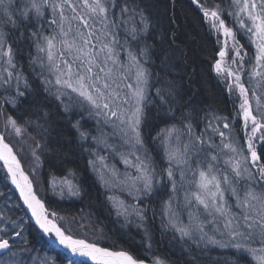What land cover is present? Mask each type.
I'll return each instance as SVG.
<instances>
[{
    "label": "snow or ice",
    "instance_id": "obj_1",
    "mask_svg": "<svg viewBox=\"0 0 264 264\" xmlns=\"http://www.w3.org/2000/svg\"><path fill=\"white\" fill-rule=\"evenodd\" d=\"M189 3L219 45L213 70L236 97L229 115L176 78V0H0V264H178L150 231L155 200L161 240L171 233L183 264H264V0ZM6 133L26 137L29 172ZM61 139L88 153L142 256L74 236L46 206L34 180ZM49 175L61 200L84 196L78 170Z\"/></svg>",
    "mask_w": 264,
    "mask_h": 264
},
{
    "label": "trees",
    "instance_id": "obj_2",
    "mask_svg": "<svg viewBox=\"0 0 264 264\" xmlns=\"http://www.w3.org/2000/svg\"><path fill=\"white\" fill-rule=\"evenodd\" d=\"M208 3H213V0H208ZM227 5L228 0H224L222 6L227 7ZM174 12L176 23L179 25L178 44L181 49V51L176 53L177 63L183 66V70L179 72L176 78L181 82V87L187 91L197 92L198 100L205 108L212 106L218 114L223 115L233 113L235 99L233 96L229 97L223 83L218 81L213 70V63L218 59L217 49L219 45L216 43V37L208 31L200 13L189 3V0H176ZM229 21L230 18H228L226 23L230 24ZM162 26L165 29L168 28L167 20L163 22ZM241 42L243 43V41ZM150 67L155 72L159 71L155 66ZM27 71V65L25 64L26 74ZM9 111L13 115L19 116V113H15L14 110L9 109ZM3 131V122L0 120V132ZM154 131L155 129L150 130V134H154ZM237 131H240V129H237ZM5 135L6 141L10 143L18 154L25 171L29 172L30 165L34 162L30 156L27 144L22 143V140L26 139V137H16L7 133ZM241 142L243 143V141ZM52 147L58 149L61 154L48 153L41 157L43 168L37 173L34 185H38L39 194L46 197V206L50 205L58 212L60 217H64L63 220L59 221L62 227L65 229L70 228L74 236L90 241H95L94 239H96L97 243L106 246H122L130 249L134 255L142 256L143 251L138 243L141 236L131 226L121 228L117 217L106 201L105 189L101 187L96 175L88 166V153L82 152L81 149L74 145H68L65 139H61L59 142L54 141ZM66 169L78 170L85 190L82 198L61 200L58 196L53 195L49 173L61 178L66 173ZM116 195L129 201L131 200L121 193L116 192ZM159 205L160 200H155L151 204V208L155 209L156 217L154 220H149L150 231L154 240L159 244V251L171 256L174 262L183 264L182 258L178 261V257H180L179 246L168 242V237L171 236V233H168L161 240V219L159 215L161 210H159ZM4 207L6 206L3 202V197H0V208ZM15 214L17 217L24 216V211L16 209ZM149 216H152L151 212H149ZM90 233L94 234L95 238L93 240L88 237V234L91 236ZM26 234L29 235V239L33 243H36L30 233ZM53 247L56 248L55 246ZM42 251L45 255H56L55 251L50 252L47 249ZM57 260L59 264H64L62 256L57 257Z\"/></svg>",
    "mask_w": 264,
    "mask_h": 264
},
{
    "label": "rangeland",
    "instance_id": "obj_3",
    "mask_svg": "<svg viewBox=\"0 0 264 264\" xmlns=\"http://www.w3.org/2000/svg\"><path fill=\"white\" fill-rule=\"evenodd\" d=\"M230 23H231V18H230V21H229ZM250 55H251V52L249 53ZM233 97H234V99L236 100V97H235V95H233ZM225 131H227V130H225ZM262 131H264V130H262ZM261 133H257V135L259 136ZM219 140V138H217V141ZM258 151H259V148H258ZM105 155H107V153H104ZM225 159H226V157H224ZM119 167H120V169H121V171H123L124 170V166L122 165V164H120V165H118ZM221 167H223V164H221ZM116 192H118L119 194L121 193V192H119V191H116ZM121 194H123V195H126V193H121ZM127 196V195H126ZM119 197V196H118ZM130 198V197H129ZM131 199V198H130ZM154 202V201H153ZM152 202V203H153ZM159 207V210H161V208H160V205L158 206ZM118 219V218H117ZM91 234V233H90ZM94 234H91V236L88 234V237H91V239L93 240V238H95L94 236H93ZM100 235V234H99ZM95 241H96V239H94Z\"/></svg>",
    "mask_w": 264,
    "mask_h": 264
},
{
    "label": "water",
    "instance_id": "obj_4",
    "mask_svg": "<svg viewBox=\"0 0 264 264\" xmlns=\"http://www.w3.org/2000/svg\"><path fill=\"white\" fill-rule=\"evenodd\" d=\"M2 163V162H1ZM22 164V163H21ZM23 166V165H22ZM29 215H30V212H29ZM56 247H58V248H61V246H59V245H55ZM61 250H62V248H61Z\"/></svg>",
    "mask_w": 264,
    "mask_h": 264
},
{
    "label": "bare ground",
    "instance_id": "obj_5",
    "mask_svg": "<svg viewBox=\"0 0 264 264\" xmlns=\"http://www.w3.org/2000/svg\"><path fill=\"white\" fill-rule=\"evenodd\" d=\"M19 158V157H18ZM22 163V162H21ZM25 208H26V206H25Z\"/></svg>",
    "mask_w": 264,
    "mask_h": 264
}]
</instances>
